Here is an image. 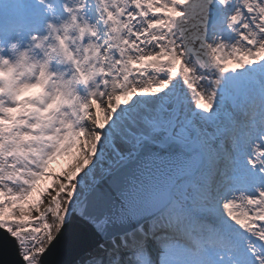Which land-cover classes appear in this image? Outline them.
<instances>
[{
    "label": "snow or ice",
    "instance_id": "obj_1",
    "mask_svg": "<svg viewBox=\"0 0 264 264\" xmlns=\"http://www.w3.org/2000/svg\"><path fill=\"white\" fill-rule=\"evenodd\" d=\"M101 21L64 40L69 71L50 53L37 95L0 99V232L23 264L72 215L104 241L80 264H264V0H109Z\"/></svg>",
    "mask_w": 264,
    "mask_h": 264
},
{
    "label": "clouds",
    "instance_id": "obj_2",
    "mask_svg": "<svg viewBox=\"0 0 264 264\" xmlns=\"http://www.w3.org/2000/svg\"><path fill=\"white\" fill-rule=\"evenodd\" d=\"M5 3L7 6L8 0ZM35 4L43 8L46 17L43 19L42 30L27 34L26 39L16 38L0 44V99L5 102L12 97L19 101L21 97L28 96L31 99L38 94L32 91L31 86H25L24 82L33 77L40 80L44 75L42 66L53 58L50 53L54 54L56 64L63 66V71L58 68L53 75H63V72L69 71L68 60L64 56V40H80L88 28L86 11L90 5L86 8L84 0H59L63 16L57 12L53 0H35ZM57 41L59 48L56 46ZM79 46L77 44L76 48ZM45 83L47 80L38 85L41 92ZM19 107L21 111L30 110L28 105ZM0 124H5L3 117H0Z\"/></svg>",
    "mask_w": 264,
    "mask_h": 264
},
{
    "label": "water",
    "instance_id": "obj_3",
    "mask_svg": "<svg viewBox=\"0 0 264 264\" xmlns=\"http://www.w3.org/2000/svg\"><path fill=\"white\" fill-rule=\"evenodd\" d=\"M216 8L217 6H214L212 9L209 24L217 15ZM179 28L191 31L187 23H178V30ZM102 240L91 225L81 217L72 215L57 239L41 257V264H69L80 252L99 244ZM0 264H23L15 242L3 232H0Z\"/></svg>",
    "mask_w": 264,
    "mask_h": 264
},
{
    "label": "rangeland",
    "instance_id": "obj_4",
    "mask_svg": "<svg viewBox=\"0 0 264 264\" xmlns=\"http://www.w3.org/2000/svg\"><path fill=\"white\" fill-rule=\"evenodd\" d=\"M89 2H90V5H91L90 6L91 9L89 7V10H88V16H89L88 23H91L93 25H97L100 28L101 32H103L104 25H103V23L101 21V16H102V11H103L105 5L109 3V0H89ZM30 7H33V5H31ZM220 15H221V13H220V10L218 8V15H217L216 19H214L208 26L209 27V32L211 33L217 27H219L220 28V34L224 37L225 40L227 39L228 42H229L232 39H234V35L232 33H230L228 30L224 29L222 24L218 25L217 22H218V19H219ZM24 17H26L25 14H24ZM27 17L28 18H26L25 20L28 21V24L37 23L38 22L37 14H36L35 10H32V13H28ZM80 40L69 41V42L73 45L74 48H76L77 44L80 45ZM73 159H74V154H70V155H68L66 160H62V161H60L58 163H55V165L53 167L50 166L49 171H51L52 169L55 170L56 166H57L56 171L59 168H61V170L57 171L58 173L61 172V171H64L65 169H67V168H69L71 166V163L73 162ZM50 182L51 181H47L45 183H50ZM45 206H46V204L42 205V207H45ZM25 207H26V205H25ZM49 222H51L50 218H49ZM98 245H95L94 249L95 248L97 249ZM94 249H92V250H94ZM88 250H90V249H88ZM152 252H154V255H156V256H153V258L154 257L156 258L158 256V254H159V250L158 249H152ZM86 254H87L86 251H82L81 253L76 255L69 262V264H80V261L86 256ZM79 257H80V261L77 262L75 259L79 258Z\"/></svg>",
    "mask_w": 264,
    "mask_h": 264
},
{
    "label": "bare ground",
    "instance_id": "obj_5",
    "mask_svg": "<svg viewBox=\"0 0 264 264\" xmlns=\"http://www.w3.org/2000/svg\"><path fill=\"white\" fill-rule=\"evenodd\" d=\"M53 2L56 3L57 12L61 16H63V12L58 6L59 5V1L58 0H53ZM23 5H24V12H25L26 15H28V13H32V10L36 11L38 22L37 23H31V24L25 23L24 28H22V29H20L18 31L31 30V29H35V28H37L39 26H42L43 25V19L46 18V17H44L43 8L41 6H39V5H36L35 4V0H23ZM31 5H33V7H30ZM89 5H90V2H89ZM90 9H91V7H90ZM88 10H89V7L87 8V11H86L87 20L89 19ZM12 13H13V5L9 4V2H8L7 6H6V3H5V5L0 6V27H2V29H0V43H2V44L6 43L8 40L15 39L16 35L18 34V31L10 30L13 27ZM20 26H22V23H19L17 21L16 22V27L19 28ZM225 41H228V40L226 39ZM236 59H237V61H239L240 57L237 56ZM59 67L62 68L63 66H59ZM67 157H68V155L58 157L56 160L50 162L49 168H50V166L53 167L55 165V163H58V162H60L62 160H66ZM56 169H57V166L55 167V170L52 169L50 172H53V171L57 172V171L61 170V168H59L57 171H56ZM53 232L55 234V230H53ZM103 242L104 241H102L101 243H103ZM94 247L95 246H92V247L88 248L90 250L86 249L84 251H86L88 253L89 251H92V249H94ZM153 256H155V255H153ZM75 260L77 262L80 261V257L76 258Z\"/></svg>",
    "mask_w": 264,
    "mask_h": 264
}]
</instances>
